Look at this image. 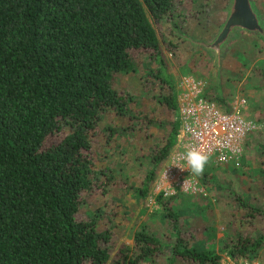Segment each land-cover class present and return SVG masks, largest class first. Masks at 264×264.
Returning <instances> with one entry per match:
<instances>
[{
    "label": "trees",
    "instance_id": "16d2710c",
    "mask_svg": "<svg viewBox=\"0 0 264 264\" xmlns=\"http://www.w3.org/2000/svg\"><path fill=\"white\" fill-rule=\"evenodd\" d=\"M179 1L0 0V264H141L155 262L165 244L168 264H221V253L264 264V159L253 189L237 177L243 169L208 186L234 217L222 236L208 197L160 193L162 229L144 222L136 252L111 245L132 187L116 160L135 158L147 143V170L134 188L143 202L177 142L175 81L155 26ZM144 62L155 65L123 85ZM208 93L231 111L218 89ZM210 170L207 163L198 177L209 182ZM196 205L202 223L189 225Z\"/></svg>",
    "mask_w": 264,
    "mask_h": 264
},
{
    "label": "rangeland",
    "instance_id": "374dc122",
    "mask_svg": "<svg viewBox=\"0 0 264 264\" xmlns=\"http://www.w3.org/2000/svg\"><path fill=\"white\" fill-rule=\"evenodd\" d=\"M228 2L229 0H180L174 4L170 11L172 18H163L161 23L155 26L161 43L162 56L166 61V71L173 76L175 81L177 101L180 103L182 98L187 95L186 79L193 89L198 91L197 95L205 97L210 95L209 90L218 89L224 100L231 105V111L224 112L222 111L223 108L220 109L209 97H205V99L213 102L222 113H232L234 108L238 107L240 117L254 126L245 135L239 159L223 164H215L208 160L207 163L216 169L213 173L210 170L209 182L206 181L208 183L203 182V179L196 176L197 188L194 192H183L176 188V192L173 194L177 199L183 198L186 201L195 200L197 202L201 201L200 195L201 198L208 197L210 203L208 213L214 216L218 223L217 238L222 236V232L225 230L224 224H227V220L229 218L234 219V217L228 211L230 207L229 205L226 206L227 200L222 198L219 200L215 194L210 195L211 192L217 191L216 186H213L211 191L208 186L212 185L211 182L218 181L227 171L231 170L235 174L243 169L242 176H237L240 172L235 176L244 183L246 190L253 189L254 179L256 178L253 171L258 167L259 161L264 159V36L242 32L240 37L234 39L228 49L225 50L221 60L220 73L217 74L214 56L195 48L188 41L178 37L173 30V26H177L181 31L196 39H210L226 17ZM253 4L256 12L260 14L264 26V0H253ZM166 41L172 44L170 46L172 49H168L165 44ZM194 59L195 64L193 65L192 61ZM151 65L154 66L155 64L144 62L135 72L128 74V79L124 78L121 83L125 86L126 84L135 86L138 84L141 75L147 72ZM241 99L244 100L243 104L240 103ZM146 147L147 143H144L142 151H139L135 158H118L116 160L118 172L131 183L132 187L122 198L123 204L119 206V216L123 215L125 219H121L119 226L115 228V234L111 241L113 248L120 242H125L133 252H136L137 248L134 246L133 236L144 222L152 227H157L159 231L162 229L157 216V214H160V206L156 201V197L161 193V187L164 184L161 176L169 164V159L160 171L150 193L143 202H139L134 188L139 185L147 170ZM243 159L248 160L244 168L242 167ZM182 193L185 197L182 196ZM98 205H100V200L97 198L90 201L87 213L91 214ZM259 205L263 206L262 203ZM195 207L197 213L194 209L193 212H190L189 225H200L202 223L203 216L199 213L200 209L198 210L197 205ZM104 227L105 223L101 221L99 228ZM235 227L238 228V226ZM169 255L170 249L165 244L155 262L144 261L141 264H168ZM220 255L221 264H236L238 262V260L235 261L226 254L221 253ZM254 262L262 263L261 260H254ZM177 264L182 263L177 262Z\"/></svg>",
    "mask_w": 264,
    "mask_h": 264
},
{
    "label": "built area",
    "instance_id": "2783aa9c",
    "mask_svg": "<svg viewBox=\"0 0 264 264\" xmlns=\"http://www.w3.org/2000/svg\"><path fill=\"white\" fill-rule=\"evenodd\" d=\"M187 82V95L178 101L180 127L175 149L169 158L164 174L161 176L164 197L175 194L176 188L186 192L197 188V177L190 170L181 171L172 164L188 168L185 154L195 149L208 156L215 164L236 161L242 153L244 138L254 126L240 117L238 107L232 113H222L213 102L197 95L190 82ZM241 99L240 103L243 104ZM170 167V168H169ZM188 177V183L184 184ZM194 192V191H192ZM236 264H258L247 259H239Z\"/></svg>",
    "mask_w": 264,
    "mask_h": 264
},
{
    "label": "water",
    "instance_id": "95a60500",
    "mask_svg": "<svg viewBox=\"0 0 264 264\" xmlns=\"http://www.w3.org/2000/svg\"><path fill=\"white\" fill-rule=\"evenodd\" d=\"M173 30L178 37L188 41L195 48L214 56L216 73H220L221 60L230 43L240 37L242 32L264 36L262 18L254 9L253 0H229L226 17L210 39H196L177 26Z\"/></svg>",
    "mask_w": 264,
    "mask_h": 264
},
{
    "label": "clouds",
    "instance_id": "9594fccd",
    "mask_svg": "<svg viewBox=\"0 0 264 264\" xmlns=\"http://www.w3.org/2000/svg\"><path fill=\"white\" fill-rule=\"evenodd\" d=\"M185 159L187 161L188 168L182 167L179 164H172L170 167H177L181 171L190 170V174H193L195 176L203 175L204 170H205V165L208 162L207 155L203 154L202 152L198 150L192 149L186 152ZM186 183H188V177L185 179V182L181 186V188H183ZM189 191H195V189L192 188V189H189Z\"/></svg>",
    "mask_w": 264,
    "mask_h": 264
}]
</instances>
